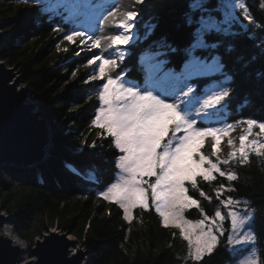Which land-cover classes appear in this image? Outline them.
Here are the masks:
<instances>
[{"label":"trees","instance_id":"16d2710c","mask_svg":"<svg viewBox=\"0 0 264 264\" xmlns=\"http://www.w3.org/2000/svg\"><path fill=\"white\" fill-rule=\"evenodd\" d=\"M246 1L253 20L247 24L252 27L232 32L235 50L221 58L211 47L213 31L198 34L187 23L193 14L205 15V19L219 15V11H201L205 6L216 8L219 0H82L93 7L92 21L85 26L66 21V13L46 9L38 0H0V27L7 36L0 45V61L19 71L50 131L44 159L29 166L0 167V208L11 216L10 224L19 237L33 242L55 225L84 245L90 264H240L248 255L264 264V144L259 149L244 145L246 159L240 147L246 121L264 123V0ZM129 11L137 15L125 20ZM125 22H131L136 37L126 45L123 60L105 64L119 47L109 38L121 35ZM76 31L84 33L83 39L74 35ZM65 33L73 35V40ZM95 38L101 43L93 56L86 48H93ZM160 52L166 54L158 56ZM190 59L213 62L217 69L188 75L185 68ZM158 60L167 61L165 71L188 77L193 115L212 90L230 93L218 111L198 116L197 124L201 128L233 125L227 134L204 137L201 154L216 161L212 152L217 143L220 160L228 159V164H221L222 170L236 179L229 181L213 172L215 178L209 181L198 174L196 188L186 182L185 195L200 207L185 208L184 218L198 221L203 214L212 217L220 210L226 215L229 209L254 213L249 224L256 238L252 243L228 245L230 220L226 219L218 222L225 233L218 244L194 259L180 229L163 224L149 193V208H133L131 220L124 219L116 199H104L102 193L120 172L110 163L119 151L106 130L92 124L103 106L99 93L109 77L122 83L127 80V86L143 85ZM121 68L124 71L116 77ZM137 90L143 94L142 88ZM171 129L169 123L167 136L173 135ZM101 169L107 170L103 179ZM229 197L232 205L222 203Z\"/></svg>","mask_w":264,"mask_h":264},{"label":"snow or ice","instance_id":"6c2138e0","mask_svg":"<svg viewBox=\"0 0 264 264\" xmlns=\"http://www.w3.org/2000/svg\"><path fill=\"white\" fill-rule=\"evenodd\" d=\"M201 11L210 14L219 11V7L205 6ZM136 15V12L129 11L125 14V20ZM205 18V15L197 17L196 14H193L187 23L194 26L195 31L201 34L208 27L204 23ZM208 18L214 19L213 36L211 37L212 49L221 58L230 55L236 47L230 39L232 28L235 27L234 20L227 17L208 16ZM132 26L127 22L121 25L124 29H130ZM65 35L68 40L74 38L73 35H67V33ZM74 35L81 39L84 37V33L79 31L74 32ZM109 39L112 44H127L129 42L127 36H112ZM100 43V39L95 38L92 47L96 48ZM165 54L160 52L158 56ZM92 55L95 56L97 53L93 52ZM120 59L123 60V53H121ZM104 63L115 65L116 61L105 60ZM166 63L165 60H158L157 63H154L150 67L143 85L131 83L125 87V84L129 83L127 80L120 83L111 77L107 79L106 84H103V90L99 93V101L103 102V106L99 108L92 124L106 130L108 138L114 143L115 149L119 151V155L110 163L119 170L120 175L117 182L111 183L102 195L107 200L112 194H115L116 203L123 209L124 219L131 220L130 214L133 208L137 206L143 209L149 208L148 190L150 189V199L163 224L168 226L172 222L175 227L180 229L181 235L188 241L190 250L195 249L194 259H199L205 248L210 251L214 245L218 244L219 236L225 235L224 231L215 228L218 220H230V234L226 237L228 245L252 243L256 238L250 231L249 224L254 218V213L250 215L248 211L243 213L228 211L226 215H222L220 210H216L214 216L208 217L207 214H203L204 218L196 222L184 218V209L188 207V200L191 204L200 207L197 200L184 196L188 191L185 188L186 181H190L192 188H196L198 174L202 175L204 181H209L215 178L213 172L219 173L220 177L226 176L229 181L236 179L234 174L222 170L221 164H228V159L220 160L216 145H213L212 152V155L216 156V161L201 154L204 137H215L217 133L227 134L233 125L229 124L225 128H201L197 124L198 116L218 105L230 93L226 90L214 92L203 100L193 115L194 105L189 95L193 93V87L187 86L188 77L184 74L178 75L171 71H165ZM100 70L104 71L103 64L100 65ZM123 71L124 69L121 68L120 71L115 72V76L120 77ZM114 84H119L118 91L121 94H115L117 90L112 89ZM185 86L187 87L186 91H184ZM139 88L143 89V94L137 90ZM110 90L112 91L111 95ZM154 91L158 94L154 95ZM161 95L170 98L171 102H166L161 98ZM169 123L172 124L173 135L162 143L164 135L168 132ZM246 124L248 132L252 131L253 126H258L264 131V123L248 119ZM194 125H196L195 128ZM181 130L184 131L182 136L175 135ZM245 139V136H240V147L244 159L248 155L243 152ZM197 140H200V143H197ZM228 143L232 144L233 142L229 140ZM253 143L255 144L256 141ZM229 155L235 156V153ZM106 171V169H101L102 179L105 178L103 174ZM143 177H155V181L149 183ZM200 195L204 196L205 194L201 192ZM222 203L230 206L233 204V200L229 197ZM206 221H208L207 224ZM185 225L188 227L186 228ZM190 254L192 253L190 252ZM244 264H257V262L249 260Z\"/></svg>","mask_w":264,"mask_h":264},{"label":"water","instance_id":"95a60500","mask_svg":"<svg viewBox=\"0 0 264 264\" xmlns=\"http://www.w3.org/2000/svg\"><path fill=\"white\" fill-rule=\"evenodd\" d=\"M5 33L0 31V45ZM1 51V50H0ZM0 61V167L13 164L29 166L47 155L50 145L49 125L40 111H34L36 102L28 101L27 86L16 88L18 76ZM14 80L10 81L11 78ZM10 215L0 213V227ZM66 232L48 230L42 239H36L32 254L34 260H20L21 246L0 231V264H87L81 263L80 245L70 252L72 243ZM86 262V263H85Z\"/></svg>","mask_w":264,"mask_h":264},{"label":"rangeland","instance_id":"374dc122","mask_svg":"<svg viewBox=\"0 0 264 264\" xmlns=\"http://www.w3.org/2000/svg\"><path fill=\"white\" fill-rule=\"evenodd\" d=\"M38 2L41 5H43L46 9H49V10H52L54 12H58L61 14L66 13L65 18H67L66 20H69L70 23H74L76 25H85L88 21L91 20V13L93 11V8L91 6L86 8V5L82 2V0H38ZM218 7H219V15H213L212 17L213 18L227 17L229 19H233L235 27L232 28V32L236 31L237 29H241V30L251 29L252 26H249L247 23L248 22L251 23L253 20H252L250 11L248 9L246 0H219ZM128 23L131 24V22H128ZM204 23H205V25L208 26L206 29H210L212 31L214 19H205ZM217 27H218V25H217ZM123 30H124V32L120 36H127L129 38V42L127 44H118V45H120L121 47H124V51L128 52V50L126 49V45L131 43L134 40V38L136 37V35L134 32L133 26L130 29H123ZM0 31H1V27H0ZM2 39L6 40L7 36L6 35L3 36ZM94 49L95 48H88V47L86 48V50H88V51L91 50V52H93ZM4 67H10V66H8V64H6L4 62ZM215 69H217V67L214 65L213 62H204V61L198 60V59L197 60H195V59L191 60L190 59L188 64L186 65V68H185V70H187V72H188V75H194V76H196L198 74H207V73L209 74V73H212ZM9 71L14 72L13 76L19 77L15 81V85H16L17 89H20L21 86H27L26 89L29 90L28 84L23 81L19 71L15 67H10ZM12 80H14L13 77L11 78L10 81H12ZM119 82L122 83L121 81H119ZM125 87H127L126 84H125ZM112 89L117 90L115 94H121L118 91L119 84H114L112 86ZM213 93H214V91L212 90L206 97H204L201 100V104H202L204 99H207L208 96L212 95ZM111 94H112V91L110 90V95ZM28 101L35 102L32 100V98H30V96H28ZM218 106H219V104L215 105L211 109H208L205 113H203V116L207 117V115L209 116L210 113H215L216 111H218ZM35 110L36 111L38 110V105H35L34 111ZM183 134H181L180 136H182ZM244 136L246 137V139L244 141V145H247V147L248 146H254L255 149H259L261 147V145L264 144V131H262L260 128H259V130H254V126H253L251 132H248L246 129ZM168 137L169 136H167V134H165L163 139H162V143L164 141H166L168 139ZM198 141L199 140H197L196 142L198 143ZM253 141H256V143L254 144ZM214 145L217 146V143ZM158 151H159V149H158ZM119 175H120V173L117 176L116 182L119 178ZM143 179L147 180L149 183H154V181H155V177H143ZM186 182L187 183L189 182L188 184H191L190 181H186ZM145 187H147V185H145ZM148 193L150 194V189L148 190ZM184 196L186 198H188L185 194H184ZM111 197L116 199L115 194H112ZM191 205H193V204H191L190 200H188V206H191ZM229 211H237V210L229 209ZM237 212H239V211H237ZM0 213L7 215L5 212L2 211L1 208H0ZM240 213H243V212H240ZM11 220H12V218L10 216V219L4 220L2 225L4 227H7L10 230H12L13 233H16L14 228L10 224ZM189 221H192V220H189ZM192 222H196V221H192ZM218 222H222V221L218 220ZM170 223H172V222H170ZM207 223H208V221H206V224ZM185 227L187 228L188 226L185 225ZM215 228L217 230L219 229V231H221V228H219L218 223H216ZM49 230H53L56 232L60 231V229L58 227H56L55 225L50 227ZM61 232H63V231H61ZM47 233H48V231L45 232L44 234H47ZM67 236L71 239V242H72L69 245L70 251L74 252L76 250L75 246L78 247L80 245L81 249H85V251L82 252V258L80 259V262L82 263L86 259V262L89 261L87 264H90V259L88 258V253H87L84 245H82L80 242H78L77 239L73 235L67 234ZM36 239H42V236L39 238L35 237L33 242H29L28 240L21 238L23 245H24V248L20 253V260H21V258H23L25 261L35 259V256L32 254V250L34 248V243H35ZM245 244L236 245V247H239V246L243 247ZM189 251L193 255L195 252V249L193 248L190 250V248H189ZM206 251H208V250L205 248V250H203L201 252V254H203ZM249 260H254V259H252V257L250 255H248L247 257H245L241 261L240 264H244V262L249 261ZM22 262H24V261H22Z\"/></svg>","mask_w":264,"mask_h":264},{"label":"bare ground","instance_id":"6f19581e","mask_svg":"<svg viewBox=\"0 0 264 264\" xmlns=\"http://www.w3.org/2000/svg\"><path fill=\"white\" fill-rule=\"evenodd\" d=\"M0 231L3 232L4 234H6L13 242H15L19 246H21V251L23 250V248H24L23 242H22L21 238L16 233H13L12 230H10L7 227H4L3 225H1ZM70 252H72V251H70ZM21 260L25 261L23 258H21Z\"/></svg>","mask_w":264,"mask_h":264},{"label":"clouds","instance_id":"9594fccd","mask_svg":"<svg viewBox=\"0 0 264 264\" xmlns=\"http://www.w3.org/2000/svg\"><path fill=\"white\" fill-rule=\"evenodd\" d=\"M34 101V100H33ZM37 105V104H36Z\"/></svg>","mask_w":264,"mask_h":264}]
</instances>
